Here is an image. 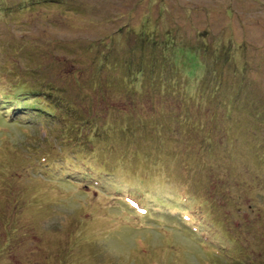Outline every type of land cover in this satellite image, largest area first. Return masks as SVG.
Instances as JSON below:
<instances>
[{
  "label": "rangeland",
  "instance_id": "obj_1",
  "mask_svg": "<svg viewBox=\"0 0 264 264\" xmlns=\"http://www.w3.org/2000/svg\"><path fill=\"white\" fill-rule=\"evenodd\" d=\"M19 1L0 0V42L24 44L20 56L0 46V73L7 58L18 72L7 75L14 89H5L7 100L19 92L39 100L35 90L54 84L61 93L48 100L94 112L113 107L108 99L120 104L74 150L62 143L55 118L46 130L34 118L0 117V264H228L199 249L173 216L135 215L107 191L145 186L150 208L170 203L177 185L168 177L181 180V157L194 197L210 173L214 179L213 233L252 264H264V130L250 132L262 124L253 125L246 112L252 103L264 109V0H41L1 8ZM202 63L221 71L230 106L197 95ZM173 81L174 97L157 92ZM126 83L137 92L124 97ZM242 103L243 114L236 109ZM114 120L124 133L117 125L109 134ZM41 156L50 161L48 175ZM63 157L99 169L103 187L52 173ZM224 160L236 164L228 179L216 171Z\"/></svg>",
  "mask_w": 264,
  "mask_h": 264
},
{
  "label": "trees",
  "instance_id": "obj_2",
  "mask_svg": "<svg viewBox=\"0 0 264 264\" xmlns=\"http://www.w3.org/2000/svg\"><path fill=\"white\" fill-rule=\"evenodd\" d=\"M29 2L30 6H33L37 2H41V0H20L19 2L15 4H11V7L2 6L1 8H8V9H20L22 7H26V3ZM26 5V6H25ZM132 32H141L143 30L136 31L133 28L131 29ZM145 31V29H144ZM144 35L146 33L144 32ZM154 37L151 35V39ZM167 39L166 41L170 42L171 44L175 43V39L172 40L169 38L168 35L165 36ZM150 39V37H149ZM147 41V39H145ZM151 41V40H150ZM1 50L3 49H9L11 52H16V55L20 56L23 53L24 50V44L23 41L17 40L13 43V46L9 47V43L4 40L0 42ZM177 50V49H176ZM192 51V50H190ZM218 59V58H217ZM219 60V59H218ZM175 65V63H174ZM207 63H202V75L200 76L198 86L196 88L197 95H199L201 98L202 96H208L209 98L213 99L216 103H224L228 106L231 104V93H228L227 95H224L221 91V86L224 84L223 76L221 71L217 68H208ZM244 69V65H242L240 68H236L235 73L238 72L241 73ZM3 70L4 73H0V117L5 121L6 123H9V120L11 117H15L17 120H23L26 119L28 123H35V121L32 122L33 118L37 120V124L42 126L43 128H46V125L48 123V120H53L55 118V121L60 124L61 129H64L65 133H63L62 137V143H65V145H68L71 149H76L77 146L83 144V141L86 140V142H89V134L92 132V136L101 129L103 124H101L104 120L107 118V113L109 109H115L117 106V101H112L108 99V107L109 105H113V107L106 108L104 110L99 111H91L87 110L88 106L84 105L83 103H74L67 100H61L59 98L56 99H49L48 96L54 95L59 96L61 93V90L58 88H54V84H50L48 87H45L43 84H41V89L35 90L37 93H39V100H35L34 98L32 100H29V94H23L19 92L18 94H12L10 99L7 100L5 89H11V85L9 82L8 76H15L18 74L16 68L14 67L12 61H10L8 58L4 60V66ZM151 70H153V67H151ZM150 73V72H149ZM8 75V76H7ZM171 85H165L163 87V90L158 89L157 92L164 95V93L170 92V94L174 97L178 90L177 86L178 81L170 82ZM243 84V83H240ZM96 86V85H95ZM50 87V88H49ZM167 87V89H166ZM241 89V88H240ZM238 89V90H240ZM14 90V89H11ZM156 90V88H155ZM229 90V89H228ZM176 91V92H175ZM125 92V93H124ZM135 92H137L135 89L130 88L127 83L122 88V95L125 97V95H133ZM157 92L155 94H157ZM34 93V92H31ZM51 93V94H50ZM57 93V94H56ZM158 95V94H157ZM109 96L108 94L106 97ZM112 97V96H110ZM121 99V98H120ZM127 99V98H126ZM193 99V98H191ZM56 100V101H54ZM32 102V103H31ZM105 102V101H104ZM196 104L199 103L195 102ZM106 104V103H105ZM120 104V103H119ZM187 105L186 100H184V103L181 104V108ZM81 106L84 107V109L81 108ZM244 106L245 104H239L237 105L236 109H239L242 114L244 112ZM261 104L252 103L249 104V107L246 109V112H250L251 116L253 117L252 124H254L255 121H257V124H262L261 127L250 131L253 133H260L261 130H264V116L261 117L258 112L261 110L264 113V109H261ZM261 109V110H259ZM74 110V111H73ZM230 110V109H229ZM230 113V112H229ZM40 115H43L45 118H42ZM186 117V116H184ZM127 118L123 117L122 121L124 123H127ZM116 122L115 120L112 122L115 125L114 128L111 129L109 134L112 135V133L116 132L118 123L123 122ZM188 121L183 124L187 125ZM178 124H182L181 119L178 118ZM68 126V128H64V126ZM110 125V126H111ZM70 126V127H69ZM120 126V125H118ZM73 127V129H69ZM109 127L107 123L104 125V128ZM124 125L120 126L119 129H124ZM192 125L188 126L186 128L192 129ZM116 128V129H115ZM236 129V128H235ZM47 130V128H46ZM125 131L123 130L122 133ZM71 134H74L72 137ZM184 135V143L185 141L188 142L189 139L186 135V133H183ZM96 136V135H95ZM261 137V136H260ZM264 138V134H263ZM82 146V145H81ZM91 146V145H90ZM88 153L93 155L94 157H97L95 154L94 147L87 149ZM211 155H208V157L212 156V149H209ZM212 158L215 160V158L212 156ZM201 160V159H200ZM78 161V167H74L71 165L69 159L67 157H63L61 159L62 166L58 170H53L52 173H56L60 178H64L69 176V173L75 176L77 181L82 182L84 186H87L92 189L93 185L90 183L93 182V184L104 185L101 181L103 180L102 174L100 173V170L97 168L92 167L90 164L87 163L84 159L77 158ZM181 167L179 169V176L180 181L177 180L176 177L173 175H170L168 177V184H171L175 186L174 191L172 192L173 199L170 203L166 204H156L161 206L163 209H171L174 211H177L176 216L177 217H186L188 219V222L190 223V230H187L189 235L193 239L197 240H204L201 235H206L208 238H210L209 242V248L211 251L207 254L210 256V258H216L220 261H223L228 264H252L249 262V260L246 258V255L237 253L235 249L232 248L231 244L227 243L225 240L220 239L213 233L212 227L215 225V221L212 217L215 208H217V205L214 204L212 201V195L214 194L215 186L213 185L214 179L211 177L210 173V179L208 186H204L202 189L198 190V193L196 197H194L191 193L190 189V182L189 181V175H190V167L187 163L184 162V158L181 157ZM40 167H43L46 169L45 174H49L51 169L50 161L47 160V157L41 156L40 160H38ZM184 162V163H183ZM233 165L236 166V164H233L232 161H223V164L219 170H216L219 173H222L225 177V179L231 178V173L234 171ZM202 166V165H201ZM203 170L206 171L205 167L202 166ZM78 176H76V175ZM72 177V178H73ZM74 177V178H75ZM108 193H110L114 198H118L120 202L127 207L126 202L124 201L125 195L129 194L134 197H139L140 200L145 202L147 195V188L145 186L139 187L138 189L130 188V187H108L106 186ZM110 196V195H109ZM149 207V204H148ZM214 207V208H213ZM151 213V211H149ZM179 213V214H178ZM192 224V225H191ZM192 231V234H191ZM158 233V231H157ZM195 243V242H194ZM149 251L146 250L145 256H148ZM204 260H208L205 258ZM203 264H210V260L207 262H203Z\"/></svg>",
  "mask_w": 264,
  "mask_h": 264
},
{
  "label": "bare ground",
  "instance_id": "obj_3",
  "mask_svg": "<svg viewBox=\"0 0 264 264\" xmlns=\"http://www.w3.org/2000/svg\"><path fill=\"white\" fill-rule=\"evenodd\" d=\"M74 111V110H73ZM142 204V203H141Z\"/></svg>",
  "mask_w": 264,
  "mask_h": 264
}]
</instances>
